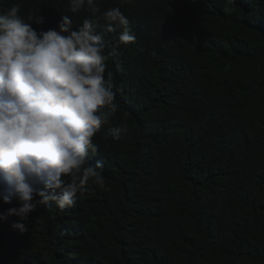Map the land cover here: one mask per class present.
Segmentation results:
<instances>
[{
    "label": "trees",
    "instance_id": "trees-1",
    "mask_svg": "<svg viewBox=\"0 0 264 264\" xmlns=\"http://www.w3.org/2000/svg\"><path fill=\"white\" fill-rule=\"evenodd\" d=\"M15 3L44 16L37 31L93 15L69 0H0V14ZM97 4L121 6L136 35L107 62L119 107L88 157L108 190L38 205L23 234L0 221V264H264V0ZM120 30L98 20L109 47Z\"/></svg>",
    "mask_w": 264,
    "mask_h": 264
},
{
    "label": "clouds",
    "instance_id": "clouds-1",
    "mask_svg": "<svg viewBox=\"0 0 264 264\" xmlns=\"http://www.w3.org/2000/svg\"><path fill=\"white\" fill-rule=\"evenodd\" d=\"M82 9L93 15L75 28L72 17L62 15L57 28L39 31L32 24H43L44 16L25 20L19 3L0 14V200L19 202L0 213V221L19 217L11 227L21 234L38 205L51 202L65 210L89 184L108 190L103 163L88 157L98 151L96 133L111 124L119 107L107 62L136 35L119 5L97 17V0H69V12ZM99 19L109 32L121 29L110 47L97 31ZM127 132L126 122L110 128L114 139Z\"/></svg>",
    "mask_w": 264,
    "mask_h": 264
}]
</instances>
